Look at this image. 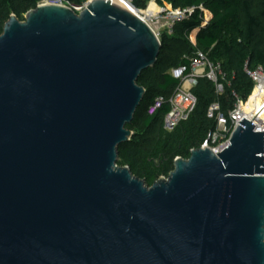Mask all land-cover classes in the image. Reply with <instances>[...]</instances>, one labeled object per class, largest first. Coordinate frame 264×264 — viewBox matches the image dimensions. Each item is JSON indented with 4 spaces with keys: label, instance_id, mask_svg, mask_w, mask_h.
<instances>
[{
    "label": "water",
    "instance_id": "water-1",
    "mask_svg": "<svg viewBox=\"0 0 264 264\" xmlns=\"http://www.w3.org/2000/svg\"><path fill=\"white\" fill-rule=\"evenodd\" d=\"M161 42L139 14L39 5L0 36V264H264V133L178 158L151 188L119 147Z\"/></svg>",
    "mask_w": 264,
    "mask_h": 264
},
{
    "label": "trees",
    "instance_id": "trees-1",
    "mask_svg": "<svg viewBox=\"0 0 264 264\" xmlns=\"http://www.w3.org/2000/svg\"><path fill=\"white\" fill-rule=\"evenodd\" d=\"M44 0H0V17L9 21L14 14L20 21ZM82 6L89 0H66ZM175 10L191 11L176 23L174 34L160 38L161 52L156 65L142 73L138 85L146 95L133 122L127 127L134 132L132 140L119 147L118 167L131 173L151 188L168 178L178 158L188 160L193 150L201 149L209 134L218 129L217 118L209 119L212 105H220V114L229 119L239 100L247 102L254 90L248 75L264 68V0H166ZM136 8L146 7L137 1ZM206 13L209 16L206 17ZM198 52L210 62L221 65L224 92L207 78L198 80L193 94L197 107L190 118L172 133L164 129V120L171 111L165 104L154 115L148 108L158 97L170 98L181 81L173 71L190 67ZM189 73V72H188Z\"/></svg>",
    "mask_w": 264,
    "mask_h": 264
},
{
    "label": "built area",
    "instance_id": "built-area-1",
    "mask_svg": "<svg viewBox=\"0 0 264 264\" xmlns=\"http://www.w3.org/2000/svg\"><path fill=\"white\" fill-rule=\"evenodd\" d=\"M122 1L126 9L132 12H141V10L135 7L134 0ZM49 4L61 5L68 8L71 5L66 0H44L40 5ZM86 7L87 5L84 10ZM189 12L191 13V11L177 10L176 13L171 15L172 24L169 26L168 31L170 35L174 34L173 24L178 21H183ZM80 13L81 12L78 14ZM156 35L160 40V36L157 33ZM248 75L254 82L253 93L247 102L242 100L238 101L236 108L230 113L229 119H225L224 116L220 114V105L218 103L211 106L208 117L209 119L217 118L218 129L209 134L208 141L202 147L203 149L206 147L212 150L214 154L222 152L229 145L232 134L243 118L251 122L257 115L252 123L256 128V132L264 133V103L256 112L247 110V106L256 95L262 98V102H264V68H259L253 72L249 71ZM173 76L181 81V85L177 88L174 94L168 99L165 97H158L148 108V115L154 116L162 106L167 103L170 104L171 111L164 120V129L168 133L174 132L180 124L186 122L196 110L197 98L193 94V89L197 86L199 79L207 78L215 84L218 94L224 92V87L220 83V80L224 79L221 65L210 62L208 57L202 52H198L197 56L192 60L189 68L181 67L178 70H174Z\"/></svg>",
    "mask_w": 264,
    "mask_h": 264
},
{
    "label": "rangeland",
    "instance_id": "rangeland-1",
    "mask_svg": "<svg viewBox=\"0 0 264 264\" xmlns=\"http://www.w3.org/2000/svg\"><path fill=\"white\" fill-rule=\"evenodd\" d=\"M113 1H115V0H113ZM137 1H141L144 4H146V7L139 8V10H141V12L137 11L145 19L148 15V12H149L150 8L152 7V5L156 6L155 15L152 18L147 19V22L149 23L150 27L160 36V38L165 34L170 35L168 33V31H169V26H171V24H172L171 15L173 13H176L177 10L173 9V7L166 0H134V5L136 4ZM87 3H85L82 6L71 4L69 6V8H71L75 12L79 13V12L84 11V8L87 5ZM13 15L14 14H12V16ZM26 15L24 16V20H25ZM207 16H209V13H206V17ZM7 22L8 21H5L4 18L0 17V36L3 34V30H4V27H5ZM178 22H180V21H178ZM178 22H175L173 25L175 26L176 23H178Z\"/></svg>",
    "mask_w": 264,
    "mask_h": 264
},
{
    "label": "bare ground",
    "instance_id": "bare-ground-1",
    "mask_svg": "<svg viewBox=\"0 0 264 264\" xmlns=\"http://www.w3.org/2000/svg\"><path fill=\"white\" fill-rule=\"evenodd\" d=\"M110 1H112L114 4H116L118 6H121V7H124L125 8V5L123 4V1L122 0H115V1L110 0ZM155 12H156V6L155 5H152V7L150 8V10L148 12V15H147L146 19L145 18L144 19L147 21V19L152 18L155 15ZM135 13L139 14L137 11H135ZM263 103L264 102H262V98H260L259 96L256 95L250 101L249 105L247 106V110L248 111L256 112L263 105Z\"/></svg>",
    "mask_w": 264,
    "mask_h": 264
}]
</instances>
